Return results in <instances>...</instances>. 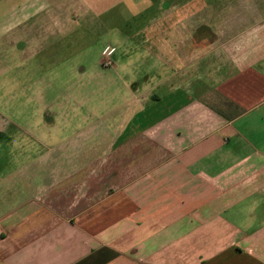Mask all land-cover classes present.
Masks as SVG:
<instances>
[{
	"label": "crops",
	"instance_id": "1",
	"mask_svg": "<svg viewBox=\"0 0 264 264\" xmlns=\"http://www.w3.org/2000/svg\"><path fill=\"white\" fill-rule=\"evenodd\" d=\"M244 1L224 33L220 6L153 0L165 73L68 137L31 63L138 1L0 0V264H264V0Z\"/></svg>",
	"mask_w": 264,
	"mask_h": 264
},
{
	"label": "rangeland",
	"instance_id": "2",
	"mask_svg": "<svg viewBox=\"0 0 264 264\" xmlns=\"http://www.w3.org/2000/svg\"><path fill=\"white\" fill-rule=\"evenodd\" d=\"M134 1H138L139 10L104 17L102 21H107V25L102 22L100 27L78 23L69 40H60L47 47L38 60L31 63L39 82L37 86L41 90L42 107L59 118H62L63 111L75 108L73 124L65 125V136L87 133L88 129L102 127V122L110 125L119 116L121 105L125 102L127 84L135 81L146 85L157 81L158 76L165 73L166 63L150 54L158 41L166 37V29H157L158 20L155 21L156 29L149 28L153 27L151 19L158 18L160 14L156 13L153 0ZM252 1L255 5L258 3V0ZM142 2H148V5ZM179 4L209 8L220 6L223 13L219 14L218 26L227 33L230 31H227L226 7H241L245 1L166 0V8ZM202 16L204 23L210 21L209 13ZM234 19L242 26L243 14H236ZM119 59L123 62L117 61Z\"/></svg>",
	"mask_w": 264,
	"mask_h": 264
}]
</instances>
